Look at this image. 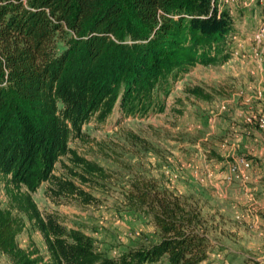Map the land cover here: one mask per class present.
<instances>
[{"label": "trees", "instance_id": "1", "mask_svg": "<svg viewBox=\"0 0 264 264\" xmlns=\"http://www.w3.org/2000/svg\"><path fill=\"white\" fill-rule=\"evenodd\" d=\"M217 0H0V254L8 264H202L210 245L198 198L133 177L124 206L153 228L154 241L109 258L91 237L42 215L32 194L48 182L55 197L95 201L105 169L68 145L81 126L163 110L172 82L191 68L224 62L234 31ZM208 100L201 88H186ZM66 158L69 177L53 174ZM62 164V163H61ZM63 167H66L62 164ZM24 219L48 260L18 246Z\"/></svg>", "mask_w": 264, "mask_h": 264}, {"label": "rangeland", "instance_id": "2", "mask_svg": "<svg viewBox=\"0 0 264 264\" xmlns=\"http://www.w3.org/2000/svg\"><path fill=\"white\" fill-rule=\"evenodd\" d=\"M228 8L234 31L228 57L215 65H197L172 82L163 110L123 116L117 107L103 122L92 118L68 145L79 156L105 169L108 177L93 185L77 184L95 201L55 197L42 183L32 199L42 215H52L68 229L91 237L109 258L155 240L146 219L122 201L133 177L150 178L176 193L198 198L210 250L202 264H264V127L247 125L248 113L264 116V50L253 34L264 15V0H217ZM198 87L208 100L195 99L186 88ZM258 92L260 95L258 96ZM237 158L249 163L243 178L229 166ZM66 167H63L62 164ZM66 158L53 174L69 177ZM7 206L0 181V208ZM19 247L36 250L48 260L42 235L26 219ZM0 264H8L0 254ZM152 264H167L163 258Z\"/></svg>", "mask_w": 264, "mask_h": 264}, {"label": "built area", "instance_id": "3", "mask_svg": "<svg viewBox=\"0 0 264 264\" xmlns=\"http://www.w3.org/2000/svg\"><path fill=\"white\" fill-rule=\"evenodd\" d=\"M253 39L256 44V46L260 50H264V15L261 18L260 24L256 28L253 34ZM263 69H264V64H263ZM260 93L258 92V96ZM243 122L247 125L251 124H257L258 127L263 128L264 127V116L262 114L260 115H255L252 113H248L245 115L243 118ZM249 168V163L244 160L243 158H237L233 163L229 166V171L231 172L232 175L236 178H243L245 179L243 171Z\"/></svg>", "mask_w": 264, "mask_h": 264}]
</instances>
